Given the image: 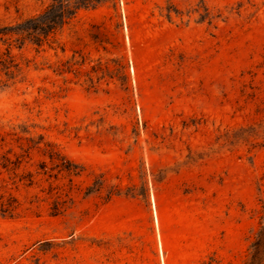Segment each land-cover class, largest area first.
I'll return each instance as SVG.
<instances>
[{
  "label": "rangeland",
  "instance_id": "rangeland-1",
  "mask_svg": "<svg viewBox=\"0 0 264 264\" xmlns=\"http://www.w3.org/2000/svg\"><path fill=\"white\" fill-rule=\"evenodd\" d=\"M51 2L0 0V264H246L264 0H111L15 33Z\"/></svg>",
  "mask_w": 264,
  "mask_h": 264
},
{
  "label": "trees",
  "instance_id": "trees-1",
  "mask_svg": "<svg viewBox=\"0 0 264 264\" xmlns=\"http://www.w3.org/2000/svg\"><path fill=\"white\" fill-rule=\"evenodd\" d=\"M111 0H52L47 7L37 16L31 17L23 22L15 33L21 37H32L38 45L42 42L49 41L55 32L64 24L68 23L75 15L79 8L93 7L100 2ZM0 64L5 69V74H8L15 65L12 64V59L9 55L6 58L0 57ZM52 158V157H51ZM61 160L67 163L66 169L69 175H77L76 167H70L71 163L64 157ZM55 214L58 213L56 205ZM250 255L246 264H263L264 263V224L257 231L255 239L250 244Z\"/></svg>",
  "mask_w": 264,
  "mask_h": 264
}]
</instances>
